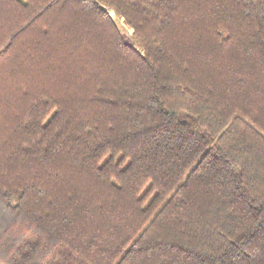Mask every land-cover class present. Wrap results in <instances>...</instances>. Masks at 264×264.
<instances>
[{
	"label": "trees",
	"instance_id": "1",
	"mask_svg": "<svg viewBox=\"0 0 264 264\" xmlns=\"http://www.w3.org/2000/svg\"><path fill=\"white\" fill-rule=\"evenodd\" d=\"M0 264H264V0H0Z\"/></svg>",
	"mask_w": 264,
	"mask_h": 264
},
{
	"label": "rangeland",
	"instance_id": "2",
	"mask_svg": "<svg viewBox=\"0 0 264 264\" xmlns=\"http://www.w3.org/2000/svg\"><path fill=\"white\" fill-rule=\"evenodd\" d=\"M112 13L113 14H115V12H113L112 11ZM115 17H117V16H115ZM117 20H118V22H120V25H121V27H122V29L125 31V33H126V37L128 38V39H130V40H132L133 39V36H132V34H133V30H131L125 23H124V20L123 19H121V18H116Z\"/></svg>",
	"mask_w": 264,
	"mask_h": 264
}]
</instances>
